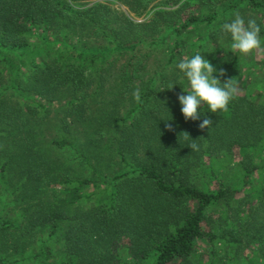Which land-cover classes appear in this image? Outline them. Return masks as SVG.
<instances>
[{
	"label": "trees",
	"instance_id": "obj_1",
	"mask_svg": "<svg viewBox=\"0 0 264 264\" xmlns=\"http://www.w3.org/2000/svg\"><path fill=\"white\" fill-rule=\"evenodd\" d=\"M234 1L0 0V264L34 262L46 235L60 264H264V92L216 24L264 25V0ZM196 25L237 93L191 121L177 64Z\"/></svg>",
	"mask_w": 264,
	"mask_h": 264
},
{
	"label": "clouds",
	"instance_id": "obj_2",
	"mask_svg": "<svg viewBox=\"0 0 264 264\" xmlns=\"http://www.w3.org/2000/svg\"><path fill=\"white\" fill-rule=\"evenodd\" d=\"M221 30L230 35L228 47L235 55H247L254 50L264 48V35H262L264 25L258 23L255 18L246 19L239 13H234L230 22L222 24ZM203 53L207 52L196 51L194 55L180 60L177 64L178 70L183 73V79L187 81V88L181 87L179 83L169 88L173 89L176 85L181 87L182 92L177 99L185 120H200L205 115L203 111L205 105L207 111L214 114L225 111L236 97L237 87L234 79L222 82L221 78L226 73L214 67ZM132 96L136 102H142V91L139 87L133 91ZM211 124V119L204 118L199 126L205 129ZM190 147L195 150L198 146L193 143Z\"/></svg>",
	"mask_w": 264,
	"mask_h": 264
},
{
	"label": "rangeland",
	"instance_id": "obj_3",
	"mask_svg": "<svg viewBox=\"0 0 264 264\" xmlns=\"http://www.w3.org/2000/svg\"><path fill=\"white\" fill-rule=\"evenodd\" d=\"M187 1L188 0H180V2L177 5H175V8L177 9L179 7V5L186 4ZM236 2L237 1L235 0L233 3H236ZM192 4H197V3L193 2ZM223 5L224 4H219L217 7V9H218L217 12L219 14L223 13ZM225 5L227 6L230 4H225ZM118 7H120V6L119 5L114 6V8H118ZM170 8H173V6ZM188 9H189L188 10L189 14H191V15L201 14L202 11L203 12L205 11V9H197V5H190V7ZM242 9H244V12L246 14L251 13V12H246L247 10H246L245 6L239 8V10H242ZM250 10L251 9H248V11H250ZM152 13H153V11H151L149 14H145L141 18H137L136 21L143 22L144 20L148 19L152 15ZM256 15L259 18H262L260 16L261 14H256ZM231 17L230 18H228V17L222 18V16H220L217 19L216 24L217 23H223V22L231 19ZM187 19H188V14L184 13L181 22H185ZM263 21H264V19H263ZM171 31H172V28L168 29V31L165 34L168 35L169 33H171ZM212 32H213V29H211V28H206V27L201 26V25L200 26L196 25V26H193V28H191L190 32L188 30L187 35H189L195 39L202 35L203 40H201V42L197 43L196 48L198 51H201L200 46L205 45L206 49L208 48V53H206V54L204 53L203 55L205 56L206 59H208L212 62L214 67L218 68L220 66V62H226V59H225V55L222 53L220 55H216V58L214 57V59H216V62H217V60L220 62L219 63H216V62L213 63L212 57L215 54V52L211 47L206 46V44L210 40ZM205 36H206V38H205ZM202 51L204 52V50H202ZM239 62H240L239 68L242 69V72H247V70L250 69V70H252L251 72L254 73L255 79L253 78V80H252V82L254 83L252 88L254 90L260 89L261 91L264 92V86L256 84L258 82V81H256L257 78L258 79L264 78V48L254 50L252 53L247 54V55H240ZM13 97H14V99H16L18 101H22L21 99L18 98V96L16 94H14ZM6 195H7V199H5V200L7 201V205H8V207H6V209H7V212L10 214V216H12L14 214V206H15L14 205L15 204L14 203V191L11 190ZM1 202H4V201L2 200ZM39 242L40 243L36 246L37 248L34 251L36 253L39 252V257H37L35 255L36 260H34V262L30 261V262H23V263H19V264H44L45 262L47 264H60L62 262L63 256L61 255L60 245L59 246L56 245V242L55 241L53 242V240L49 242L47 235L43 236ZM41 249H42V251H44V250L46 251V254H44V256L42 254ZM40 253L42 255H40ZM28 256L33 258V253H30Z\"/></svg>",
	"mask_w": 264,
	"mask_h": 264
}]
</instances>
